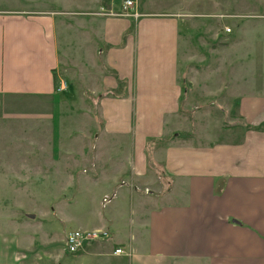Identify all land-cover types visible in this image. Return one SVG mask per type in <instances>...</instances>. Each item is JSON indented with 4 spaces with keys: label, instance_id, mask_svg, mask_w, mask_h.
<instances>
[{
    "label": "crops",
    "instance_id": "crops-1",
    "mask_svg": "<svg viewBox=\"0 0 264 264\" xmlns=\"http://www.w3.org/2000/svg\"><path fill=\"white\" fill-rule=\"evenodd\" d=\"M138 1L137 19L94 15L120 13L114 0H79L70 5L84 10L61 19L51 9L0 10V116L42 121L53 141L54 123L77 108L60 94L86 85L98 101V120L73 121L100 150L66 156L80 158L71 161L83 167L78 189L94 190L78 229L108 235L71 264H264V0H213L206 11ZM77 73L83 86H74ZM54 76L68 78L64 91ZM183 109L189 135L178 131ZM216 110L238 111V137L214 138ZM129 137L130 178L118 182L125 169L114 157ZM4 157L0 147V190ZM118 247L126 253L114 254Z\"/></svg>",
    "mask_w": 264,
    "mask_h": 264
},
{
    "label": "rangeland",
    "instance_id": "rangeland-1",
    "mask_svg": "<svg viewBox=\"0 0 264 264\" xmlns=\"http://www.w3.org/2000/svg\"><path fill=\"white\" fill-rule=\"evenodd\" d=\"M120 1L122 2V0H114L117 4L115 7H120L118 4ZM76 2L79 0H0V10L51 9L60 11L57 18L61 19L72 17V14H61L62 11L84 10L70 5ZM209 2L213 0H168L171 6L188 3L192 4L194 9L201 11H206L204 5ZM81 16L85 17L83 14ZM72 36L74 40L79 38L75 33ZM71 49L73 51L68 55L76 54L77 58L79 55L77 47L73 46ZM86 49H90V44L86 45ZM59 50L62 51V44ZM86 63L88 67L94 64L91 62V57H88ZM77 76L73 82L74 86H83L81 83L83 78L80 79L78 73ZM62 78L68 81L67 77L62 76ZM60 79H57L58 82ZM83 88L85 92H77L72 98L65 97L68 95L69 87L66 92L58 96L61 100L66 98L69 104L74 103L77 108L68 111L66 109L64 111L66 114L61 112L66 121H61L62 125L58 121L54 123L56 132L53 141H48L45 125L39 124L43 123L42 121L0 116V147L2 154L5 155L2 160L6 162V167L1 169L5 171L2 180L6 181L8 187L0 190V264L72 263L74 253L67 251L65 237L70 231L79 228L80 218H87V212L83 214L82 210L87 211L92 207L93 201L90 198L94 190L78 189L79 180L84 174L83 167L71 163L72 160L79 161L80 158H67V156L85 146L88 149L86 151L92 154L100 150L93 142L92 131L87 134L83 131L85 128L83 124H76L73 121L75 117L79 120L80 115L84 113H89L96 120L100 118L98 101L86 85ZM82 103L88 106L91 103L90 110H82L80 108L83 107ZM179 113L188 123L186 126L181 125L178 131L189 135L191 111L183 109ZM70 114L72 120L68 121L67 117ZM212 116L216 121L213 130L216 132L213 134L215 139L223 136L222 138L231 140L242 132L244 122L237 110H216L212 112ZM48 130L51 131V125ZM89 142H92V145H88ZM157 142H159L158 138H151L149 145L153 147ZM132 146L130 137L118 142L114 161L118 160L123 170L125 169L118 182L130 178ZM48 151H53L55 156L47 157ZM96 160L93 158L88 161L95 163ZM29 214L33 217H28ZM82 215L85 217H81Z\"/></svg>",
    "mask_w": 264,
    "mask_h": 264
},
{
    "label": "built area",
    "instance_id": "built-area-1",
    "mask_svg": "<svg viewBox=\"0 0 264 264\" xmlns=\"http://www.w3.org/2000/svg\"><path fill=\"white\" fill-rule=\"evenodd\" d=\"M122 11L120 13L105 12L102 8L101 12L95 13V15H110V16H125L137 19L140 16L138 12V0H123ZM226 31H230L226 28ZM67 88V82L60 79L58 85L55 87V91L60 93ZM107 231L102 229H91V230H72L65 237V244L69 253L78 252L86 243L106 237ZM116 255L125 254L126 251L122 247H118L113 252Z\"/></svg>",
    "mask_w": 264,
    "mask_h": 264
},
{
    "label": "trees",
    "instance_id": "trees-1",
    "mask_svg": "<svg viewBox=\"0 0 264 264\" xmlns=\"http://www.w3.org/2000/svg\"><path fill=\"white\" fill-rule=\"evenodd\" d=\"M58 85V80L56 79V77L54 76V86L56 87ZM54 87V88H55Z\"/></svg>",
    "mask_w": 264,
    "mask_h": 264
},
{
    "label": "water",
    "instance_id": "water-1",
    "mask_svg": "<svg viewBox=\"0 0 264 264\" xmlns=\"http://www.w3.org/2000/svg\"><path fill=\"white\" fill-rule=\"evenodd\" d=\"M28 217L32 218V217H33V215L29 214V215H28Z\"/></svg>",
    "mask_w": 264,
    "mask_h": 264
}]
</instances>
